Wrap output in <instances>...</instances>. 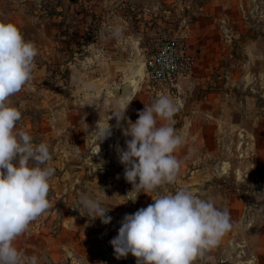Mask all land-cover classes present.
<instances>
[{
	"label": "rangeland",
	"instance_id": "374dc122",
	"mask_svg": "<svg viewBox=\"0 0 264 264\" xmlns=\"http://www.w3.org/2000/svg\"><path fill=\"white\" fill-rule=\"evenodd\" d=\"M209 1L0 0V22L38 50L31 81L8 103L22 114L17 128L49 145L55 169L51 206L16 238L19 251L39 264H136L131 254L117 259L110 243L124 216L186 189L227 209L233 225L193 264H264V0ZM179 34L195 58L173 118L184 138L174 153L181 168L174 184L132 192L116 149L126 148L123 129L145 105L176 98L173 85H149L145 60L156 37ZM129 81L143 88L117 126L112 112L127 103L121 87ZM98 121L112 125L103 141ZM86 193L109 210L110 224L87 216Z\"/></svg>",
	"mask_w": 264,
	"mask_h": 264
},
{
	"label": "clouds",
	"instance_id": "9594fccd",
	"mask_svg": "<svg viewBox=\"0 0 264 264\" xmlns=\"http://www.w3.org/2000/svg\"><path fill=\"white\" fill-rule=\"evenodd\" d=\"M112 35L118 38L121 29L114 28ZM37 55L35 45L16 25L0 22V264H39L36 255L26 256L14 241L51 206L48 193L55 169L49 163V145L34 143L28 132L17 128L22 114L8 103L31 81ZM129 104L119 102L112 112L117 126L126 119ZM177 111V104L161 95L138 112L134 123L128 120L123 134L130 139L126 148L116 150L132 192L149 193L176 182L181 161L174 153L184 142L174 127ZM158 119L167 123L158 126ZM94 132L103 141L112 135V125L98 121ZM152 199L154 203L121 221L118 235L110 241L117 259L131 254L136 264H193L233 227L227 209L189 190ZM80 205L91 220L111 223L109 210L91 194H82Z\"/></svg>",
	"mask_w": 264,
	"mask_h": 264
},
{
	"label": "built area",
	"instance_id": "2783aa9c",
	"mask_svg": "<svg viewBox=\"0 0 264 264\" xmlns=\"http://www.w3.org/2000/svg\"><path fill=\"white\" fill-rule=\"evenodd\" d=\"M194 60L183 34L156 37L145 60L149 85L167 90L175 79L193 70Z\"/></svg>",
	"mask_w": 264,
	"mask_h": 264
},
{
	"label": "crops",
	"instance_id": "0c3cea01",
	"mask_svg": "<svg viewBox=\"0 0 264 264\" xmlns=\"http://www.w3.org/2000/svg\"><path fill=\"white\" fill-rule=\"evenodd\" d=\"M220 4H223V7L227 4L226 3V0H210L209 1V4H208V7L209 8H215L216 6L220 5ZM212 25L215 24V21H211ZM248 58H249V55H248ZM194 71V70H193ZM138 75L141 74V71L139 73H137ZM136 74V76H138ZM183 76H179L177 79H175V82H174V88L176 89V93H175V96L176 98L173 100L177 106H178V109L181 108V106L183 105V102H185L186 100V97L189 95V93L187 92V90L189 88L185 87L182 85V80L181 79H184L182 78ZM137 83H132L129 81V85H130V97L129 99H127V103H130L129 106H131L132 104H135L136 103V98H135V95H136V91L138 90L139 93L140 91L142 90V86L140 84H137ZM77 84L74 83V85H72L71 89H74V90H80L81 88L78 87V85L76 86ZM167 94V93H166ZM168 95V94H167ZM122 100V99H121Z\"/></svg>",
	"mask_w": 264,
	"mask_h": 264
},
{
	"label": "water",
	"instance_id": "95a60500",
	"mask_svg": "<svg viewBox=\"0 0 264 264\" xmlns=\"http://www.w3.org/2000/svg\"><path fill=\"white\" fill-rule=\"evenodd\" d=\"M130 85L125 84L121 87V94L123 99H128L130 97Z\"/></svg>",
	"mask_w": 264,
	"mask_h": 264
}]
</instances>
